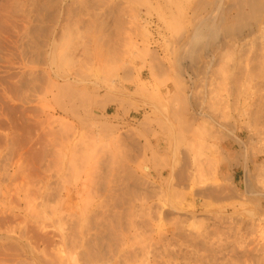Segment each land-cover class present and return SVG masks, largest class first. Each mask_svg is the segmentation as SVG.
Listing matches in <instances>:
<instances>
[{
    "label": "rangeland",
    "instance_id": "374dc122",
    "mask_svg": "<svg viewBox=\"0 0 264 264\" xmlns=\"http://www.w3.org/2000/svg\"><path fill=\"white\" fill-rule=\"evenodd\" d=\"M89 1L0 0V264H264V1L210 38L231 0Z\"/></svg>",
    "mask_w": 264,
    "mask_h": 264
},
{
    "label": "bare ground",
    "instance_id": "6f19581e",
    "mask_svg": "<svg viewBox=\"0 0 264 264\" xmlns=\"http://www.w3.org/2000/svg\"><path fill=\"white\" fill-rule=\"evenodd\" d=\"M46 1V0H45ZM49 1V0H48ZM58 1V0H57ZM83 1V0H82ZM89 1V0H88ZM221 1V0H220ZM232 2L229 4L230 6V10H231V8L232 9H234V11H235V15H233V16H230V18H228V16H227V18H223L222 20H221V22H219L220 23V26H216L215 25V18H214V15H216V14H212V16H213V18H211V19H209V20H205V24L206 23H210V25H209V27L207 28V27H205V28H207L206 30H207V32H208V37L210 38V35L211 36H213L214 34H216V33H222L223 35H239V34H241L244 30H246V29H248V28H251L253 25H257V24H259V21H261L262 19H261V16H260V14H261V1L260 0H231ZM262 1H264V0H262ZM30 2V1H29ZM33 2H36V1H33ZM89 2H91L92 3V1H89ZM113 2V1H112ZM208 2V1H207ZM230 2V1H229ZM48 3V2H47ZM209 3V2H208ZM219 3V2H218ZM35 4V3H34ZM37 4V3H36ZM45 4V3H44ZM43 4V6H45ZM119 4V3H118ZM117 4V5H118ZM94 5V4H93ZM96 5V4H95ZM205 5H208V4H204V6ZM219 5V4H218ZM42 6V5H41ZM80 6V5H79ZM123 6V5H122ZM121 5H120V7H122ZM201 6V5H200ZM203 6V7H204ZM228 6V5H227ZM226 6V7H227ZM130 7H132V6H130ZM205 7H207V6H205ZM210 7V6H209ZM219 7V6H218ZM226 7H224V8H226ZM228 7V8H229ZM40 8H42V7H40ZM46 8V7H45ZM48 8V7H47ZM56 8V7H55ZM217 8V7H216ZM58 9V8H57ZM64 9V8H63ZM87 9H89V8H87ZM94 9V8H93ZM99 9H101V8H99ZM202 9V8H201ZM200 9V10H201ZM47 10V9H46ZM118 10V9H117ZM126 10V9H125ZM205 10V9H204ZM226 10V9H225ZM14 11V10H13ZM38 11V10H37ZM124 11V10H123ZM128 11H130V9H128ZM132 11H134V10H132ZM193 11V10H192ZM202 11V10H201ZM215 11H217V10H215ZM17 12V11H16ZM43 12V11H42ZM94 12H96V11H94ZM103 12V11H102ZM119 12V11H118ZM125 12V11H124ZM182 12V11H181ZM15 13V12H14ZM13 13V14H14ZM54 13V12H53ZM56 13V12H55ZM54 13V14H55ZM80 13V12H79ZM93 13V12H92ZM214 13V12H213ZM21 14V13H20ZM78 14V13H77ZM123 14V13H122ZM132 14V13H131ZM222 14V13H221ZM36 15V14H35ZM60 15V14H59ZM68 15V14H67ZM103 15V14H102ZM118 15V14H117ZM227 15H228V13H227ZM17 16V15H16ZM39 16V15H38ZM45 16H47V15H45ZM65 16V15H64ZM75 16V15H74ZM100 16V15H99ZM120 16H121V14H120ZM124 16V15H123ZM137 16V15H136ZM36 17V16H35ZM43 17V16H42ZM82 17V16H81ZM84 17V16H83ZM85 17H86V15H85ZM102 17V16H101ZM55 18V17H54ZM68 18V17H67ZM80 18V17H79ZM100 18V17H99ZM197 18V17H196ZM221 18H222V16H221ZM71 19H72V17H71ZM80 19H82V18H80ZM86 19V18H85ZM97 19V18H96ZM199 19V18H198ZM215 19V20H214ZM220 19V18H219ZM21 20V19H20ZM38 20V19H37ZM64 20V19H63ZM93 20V19H92ZM102 20H104L103 18H102ZM106 20V19H105ZM120 20H122V19H120ZM27 21V20H26ZM48 21V20H47ZM52 21V20H51ZM197 21V20H196ZM44 22V21H43ZM85 23H86V21H84ZM96 22V21H95ZM98 22V21H97ZM96 22V23H97ZM34 23V22H33ZM88 23V22H87ZM100 23V22H99ZM108 23V22H107ZM117 23V22H116ZM121 23H124V22H121ZM201 23V22H200ZM261 23H262V21H261ZM28 24V23H27ZM36 24V23H35ZM54 24H55V22H54ZM105 24H106V21H105ZM91 25H93V24H91ZM126 25V24H125ZM27 26V25H26ZM73 26H74V24H73ZM73 26H70V27H73ZM89 26V25H88ZM104 26V25H103ZM115 26V25H114ZM53 27V26H52ZM97 27V26H96ZM111 27V26H110ZM131 27V26H130ZM66 28V27H65ZM76 28V27H75ZM84 28V27H83ZM88 28H91V26L90 27H88ZM108 28V27H107ZM115 28V27H114ZM118 28V27H117ZM178 28V27H177ZM201 28V27H200ZM200 28H198V29H196V32L194 33V35H193V37H192V41L191 42H188V44H187V46L186 47H184V49L183 50H185L186 52L185 53H187L188 55H195V53H197L198 51H199V45H202L201 43H200V40H201V38H200V34H199V32H200ZM24 29V28H23ZM33 29V28H32ZM36 29V28H35ZM72 29V28H71ZM70 29V30H71ZM86 29V28H85ZM98 29V28H97ZM113 29V28H112ZM174 29V28H173ZM61 30V29H60ZM69 30V31H70ZM76 30V29H75ZM89 30V29H88ZM103 30V29H102ZM113 30H115V29H113ZM121 30H123L122 28H121ZM251 30V29H250ZM83 31V30H82ZM116 31H119V30H116ZM144 31V30H143ZM252 31V30H251ZM262 31V30H261ZM27 32V31H26ZM90 32H91V30H90ZM98 32V31H97ZM107 32V31H106ZM202 32V31H201ZM206 32V33H207ZM88 33V32H87ZM110 33V32H109ZM116 33V32H115ZM173 33V32H172ZM31 34V33H30ZM61 34V33H60ZM90 34V33H89ZM210 34V35H209ZM213 34V35H212ZM251 34V33H250ZM33 35V34H32ZM110 35V34H109ZM117 35V34H116ZM262 35H264V33H262ZM97 36V35H96ZM173 36V35H172ZM207 36V35H206ZM80 37V36H79ZM113 37H114V34H113ZM118 37V36H117ZM178 37V36H177ZM214 37V36H213ZM31 38V37H30ZM32 38H33V36H32ZM116 38V37H115ZM202 38H203V36H202ZM205 38V37H204ZM56 39V38H55ZM81 39V38H80ZM123 39V38H122ZM125 39V38H124ZM218 39V38H217ZM54 40V39H53ZM59 40V39H58ZM85 40V39H84ZM88 40V39H87ZM100 40V39H99ZM117 40V39H116ZM178 40V39H177ZM256 40V39H255ZM70 41V40H69ZM79 41V40H78ZM125 41H127V40H125ZM179 41V40H178ZM199 41V42H198ZM85 42V41H84ZM130 42H131V40H130ZM207 42V41H206ZM22 43V42H21ZM20 43V44H21ZM91 43V42H90ZM217 43V42H216ZM258 43V42H257ZM44 44H45V42H44ZM57 44V43H56ZM60 44V43H59ZM64 44V43H63ZM40 45H42V44H40ZM46 45V44H45ZM76 45V44H75ZM147 45V44H146ZM204 45H206V44H204ZM34 46V45H33ZM54 46H56V45H54ZM77 46V45H76ZM98 46V45H97ZM109 46V45H108ZM42 47H44V46H42ZM57 47V46H56ZM126 47V46H125ZM147 47V46H146ZM199 47V48H198ZM227 47V46H226ZM225 47V48H226ZM233 47V46H232ZM94 48V47H93ZM121 48V47H120ZM202 48V47H201ZM225 48H224V50H225ZM256 48V47H255ZM14 49H15V47H14ZM38 49V48H37ZM60 49V48H59ZM96 49V48H95ZM203 49V48H202ZM261 49V48H260ZM88 50V49H87ZM167 50V49H166ZM100 51V50H99ZM105 51V50H104ZM200 51H201V49H200ZM21 52V51H20ZM64 52V51H63ZM95 52V51H94ZM103 52V51H102ZM107 52V51H106ZM113 52V51H112ZM22 53V52H21ZM76 53V52H75ZM108 53V52H107ZM114 53V52H113ZM32 54V53H31ZM100 54V53H99ZM103 54V53H102ZM101 54V55H102ZM228 53H226V55H227ZM48 55V54H47ZM55 55V54H54ZM64 55V54H63ZM105 55V54H104ZM113 55V54H112ZM138 55V54H137ZM142 55V54H141ZM183 55H184V52H183ZM239 55V54H238ZM256 55V54H255ZM53 56V55H52ZM88 56V55H87ZM110 56V55H109ZM135 56H136V54H135ZM228 56V55H227ZM260 56V55H259ZM18 57H20V56H18ZM39 57V56H38ZM69 56H67V58H68ZM100 57V56H99ZM104 57V56H103ZM190 57V56H189ZM252 57V56H251ZM21 58V57H20ZM58 58V57H57ZM61 58V57H60ZM144 58V57H143ZM30 59V58H29ZM38 59V58H37ZM55 59V58H54ZM65 59H66V57H65ZM75 59H77V58H75ZM73 60V59H72ZM77 60H79V59H77ZM156 60V59H155ZM255 60V59H254ZM54 61V60H53ZM66 61V60H65ZM157 61V60H156ZM201 61V60H200ZM260 61V60H259ZM36 62V61H35ZM60 62V61H59ZM80 62V61H79ZM103 62V61H102ZM67 63V62H66ZM31 64V63H30ZM41 64V63H40ZM105 64H106V62H105ZM202 64V63H201ZM62 65V64H61ZM107 65V64H106ZM204 65V64H203ZM253 65V64H252ZM33 66V65H32ZM45 67V66H44ZM71 67V66H70ZM77 67H78V65H77ZM84 68V67H83ZM160 68V67H159ZM162 68V67H161ZM164 68V67H163ZM240 68V67H239ZM152 69V68H151ZM199 69V68H198ZM72 70V69H71ZM95 70H96V68H95ZM94 70V71H95ZM108 70V69H107ZM120 70V69H119ZM127 70V69H126ZM152 70H154V69H152ZM151 70V71H152ZM68 71V70H67ZM77 71H79V70H77ZM101 71V70H100ZM123 71V70H122ZM217 71V70H216ZM74 72V71H73ZM80 72H82L81 70H80ZM86 72H87V70H86ZM112 72V71H111ZM124 72V71H123ZM160 72V71H159ZM242 72V71H241ZM249 72V71H248ZM25 73V72H24ZM68 73H69V71H68ZM96 73H97V71H96ZM124 73H126V72H124ZM129 73V72H128ZM153 73V72H152ZM217 73V72H216ZM224 73V72H223ZM226 73H227V71H226ZM255 73H256V71H255ZM33 74V73H32ZM44 74V73H43ZM70 74V73H69ZM84 74V73H83ZM91 74V73H90ZM219 74V73H218ZM253 74V73H252ZM257 74V73H256ZM73 75V74H72ZM224 75V74H223ZM241 75V74H240ZM251 75V74H250ZM31 76V75H30ZM74 76H75V72H74ZM73 76V77H74ZM98 76V75H97ZM101 76V75H100ZM217 76V75H216ZM82 77H83V75H82ZM81 77V78H82ZM86 77V76H85ZM84 77V78H85ZM107 77V76H106ZM125 77H127V76H125ZM124 77V78H125ZM212 77V76H211ZM242 77V76H241ZM32 77H30V79H31ZM62 78V77H61ZM87 78V77H86ZM105 78V77H104ZM107 78H109V77H107ZM118 78V77H117ZM163 78V77H162ZM193 78H195V77H193ZM238 78V77H237ZM246 78V77H245ZM43 79V78H42ZM121 79V78H120ZM223 79V78H222ZM226 79H228V78H225V80ZM249 79V78H248ZM261 79V78H260ZM28 80H29V78H28ZM35 80H36V78H35ZM40 80V79H39ZM45 80V79H44ZM44 80H42V81H44ZM105 80V79H104ZM124 80V79H123ZM157 80V79H156ZM31 81V80H30ZM103 81V80H102ZM108 81V80H107ZM158 81V80H157ZM214 81V80H213ZM224 81V80H223ZM239 81V80H238ZM32 82V81H31ZM37 82V81H36ZM211 82V81H210ZM219 82V81H218ZM222 82V81H221ZM244 82V81H243ZM21 83V82H20ZM25 83V82H24ZM46 83V82H45ZM66 83V82H65ZM105 83V82H104ZM157 83V82H156ZM161 83H163V82H161ZM207 83H208V81H207ZM229 83V82H228ZM28 84V83H27ZM32 84H33V82H32ZM54 84V83H53ZM64 84V83H63ZM114 84V83H113ZM239 84H240V81H239ZM60 85V84H59ZM146 85V84H145ZM176 85H178V84H176ZM234 85V84H233ZM27 86H29V84L27 85ZM140 86H142V85H140ZM140 86H137L138 88L140 87ZM205 86V85H204ZM52 87H54L53 85H52ZM66 87H67V83H66ZM105 87V86H104ZM109 87V86H108ZM136 87V88H137ZM149 87V86H148ZM152 87V86H151ZM174 87V86H173ZM217 87V86H216ZM225 87V86H224ZM39 88V87H38ZM61 88V87H60ZM97 88V87H96ZM111 88V87H110ZM113 88H116V87H113ZM119 88V87H118ZM175 88V87H174ZM221 88V87H220ZM243 88V87H242ZM53 89V88H52ZM63 89V88H62ZM73 89H75V88H73ZM79 89V88H78ZM95 89V88H94ZM108 89V88H107ZM182 90H183V87L181 88ZM186 89H187V87H186ZM36 90V89H35ZM47 90V89H46ZM51 90V89H50ZM116 90H119V89H116ZM174 90V89H173ZM216 90V89H215ZM244 90V89H243ZM30 91V90H29ZM37 91H39V90H37ZM72 91H74V90H72ZM72 91H71V93H72ZM97 91V90H96ZM142 91V90H141ZM154 91H155V89H154ZM157 91V90H156ZM167 91V90H166ZM174 91H176V90H174ZM41 92V91H40ZM51 92V91H50ZM70 92V91H69ZM77 92V91H76ZM138 92V91H137ZM144 92V91H143ZM179 92V91H178ZM178 92H177V95H178ZM196 92V91H195ZM222 92V91H221ZM255 92V91H254ZM20 93V92H19ZM47 93H48V91H47ZM56 93H57V91H56ZM66 93V92H65ZM79 93V92H78ZM141 93V92H140ZM148 93V92H147ZM151 93V92H150ZM218 93V92H217ZM36 94V93H35ZM40 94V93H39ZM46 94V93H45ZM82 94H84V93H82ZM92 94V93H91ZM132 94V93H131ZM165 94H167V92L165 93ZM173 94V93H172ZM18 95V94H17ZM64 95V93L62 94V96ZM69 95V94H68ZM79 95V94H78ZM104 95H105V93H104ZM150 95V94H149ZM155 95V94H154ZM179 95H181V93H179ZM218 95V94H217ZM23 96V95H22ZM27 96V95H26ZM82 96V95H81ZM92 96V95H91ZM106 96V95H105ZM104 96V98H103V101H105L106 102V97ZM183 96V95H182ZM221 96V95H220ZM242 96V95H241ZM31 97V96H30ZM68 97V96H67ZM85 97V96H84ZM87 97V96H86ZM114 97H116V96H114ZM123 97V96H122ZM157 97V96H156ZM172 97V96H171ZM51 99H53V97L51 96L50 97ZM58 98V97H57ZM63 98V97H62ZM110 98V101H111V99H113V97L112 96H108V98H107V100ZM120 98V97H119ZM173 98H174V96H173ZM180 98V97H179ZM178 98V99H179ZM70 99V98H69ZM68 99V100H69ZM105 99V100H104ZM117 99H118V97H117ZM175 99V98H174ZM173 99V100H174ZM181 99H183V98H181ZM26 100V99H25ZM72 100V99H71ZM116 100V99H115ZM115 100H113V101H115ZM125 99H123V100H121V102L122 103H125V101H124ZM167 100V99H166ZM171 100V99H170ZM173 100H172V102H173ZM176 100V99H175ZM235 100V99H234ZM52 101V100H51ZM61 101V100H60ZM94 101V100H93ZM113 101H111V102H109V103H112ZM118 101H120V100H118ZM181 101V100H180ZM59 102V101H58ZM68 102V101H67ZM66 102V103H67ZM90 102V101H89ZM92 102V101H91ZM96 102V101H95ZM171 102V103H172ZM238 102V101H237ZM26 103V102H25ZM52 103H53V101H52ZM71 103V102H70ZM122 103H120L121 105H122ZM155 103V102H154ZM181 103V102H180ZM218 103V102H217ZM28 104V103H27ZM60 104H62V103H60ZM59 103H58V105H60ZM79 104V103H78ZM89 104V103H88ZM94 104V103H93ZM129 104V103H128ZM177 104H178V102H177ZM233 104V103H232ZM238 104V103H237ZM246 104V103H245ZM55 105V104H54ZM90 105V104H89ZM125 105H126V103H125ZM144 105V104H143ZM181 105H183V104H181ZM46 106V105H45ZM44 106V107H45ZM72 106V105H71ZM88 106V105H87ZM145 106V105H144ZM150 106V105H149ZM242 106V105H241ZM55 107H56V105H55ZM58 107V106H57ZM60 107V106H59ZM121 107V106H120ZM179 107V106H178ZM177 107V108H178ZM209 107V106H208ZM233 107H234V105H233ZM42 108V107H41ZM71 108V107H70ZM140 108V107H139ZM176 108V109H177ZM240 108V107H239ZM60 109V108H59ZM80 109V108H79ZM87 109V108H86ZM170 109V108H169ZM179 109V108H178ZM181 109V108H180ZM179 109V110H180ZM219 109V108H218ZM224 109V108H223ZM237 109V108H236ZM235 109V110H236ZM46 110H48V109H46ZM62 110V109H61ZM70 110V109H69ZM82 110H83V108H82ZM126 110V109H125ZM124 110V108H123V111H125ZM175 110V109H174ZM173 110V111H174ZM209 110V109H208ZM214 110V109H213ZM248 110V109H247ZM246 110V111H247ZM156 111V110H155ZM162 111V110H161ZM165 111V110H164ZM177 111V110H176ZM181 111V110H180ZM215 111V110H214ZM219 111V110H218ZM221 111V110H220ZM70 112H71V110H70ZM75 112V111H74ZM172 112V111H171ZM212 112V111H211ZM217 112V111H216ZM222 112V111H221ZM243 112V111H242ZM190 113V112H189ZM116 114V113H115ZM139 114V113H138ZM174 114H176V113H174ZM180 114V113H179ZM183 114V113H182ZM244 114H245V111H244ZM250 114V113H249ZM78 115V114H77ZM170 115V114H169ZM177 115V114H176ZM175 116V115H174ZM174 116H172V117H174ZM213 116V115H212ZM242 116V115H241ZM259 116V115H258ZM45 117V116H44ZM53 117V116H52ZM74 117V116H73ZM97 117V116H96ZM116 117V116H115ZM170 117V116H169ZM183 117V116H182ZM216 117V116H215ZM223 117V116H222ZM243 117H245V116H243ZM242 117V118H243ZM75 118V117H74ZM79 118V117H78ZM100 118V117H99ZM118 118V117H117ZM175 118V117H174ZM193 118V117H192ZM199 118V117H198ZM96 119V118H95ZM145 119V118H144ZM39 120H41V119H39ZM43 120V119H42ZM54 120V119H53ZM77 120V119H76ZM97 120V119H96ZM172 120H174L173 118H172ZM178 120V119H177ZM189 121H190V119H188ZM193 120V119H192ZM196 120V119H195ZM243 120V119H242ZM117 121V120H116ZM223 121V120H222ZM247 121V120H246ZM54 122V121H53ZM62 122V121H61ZM96 122V121H95ZM165 122V121H164ZM174 122H175V120H174ZM207 122V121H206ZM219 122V121H218ZM50 123V122H49ZM65 123V122H64ZM139 123V122H138ZM185 123V122H184ZM194 123V122H193ZM196 123V122H195ZM221 123V122H220ZM243 123H245V122H243ZM248 123V122H247ZM43 124H44V122H43ZM48 124V123H47ZM51 124V123H50ZM56 124V123H55ZM105 124V123H104ZM103 124V125H104ZM178 124H180L181 125V123H177V127H178ZM202 124V123H201ZM218 124V123H217ZM46 125V124H45ZM67 125V124H66ZM94 125V124H93ZM141 125V124H140ZM139 125V126H140ZM168 125V124H167ZM179 125V126H180ZM183 125H185V124H182V127H184ZM192 125V124H191ZM208 125V124H207ZM247 125V124H246ZM254 125V124H253ZM52 126H54L53 124H52ZM174 126H176V125H174ZM202 126V125H201ZM249 126V125H248ZM62 127H64V126H62ZM69 127H70V125H69ZM83 127V126H82ZM101 127V125L98 127L99 128V130L102 132V127ZM105 127V126H104ZM106 127H108V125L106 126ZM103 128V130L105 129H108L109 127L111 128V127H113V125L111 126H109L108 128ZM117 128V126H114V129H116ZM203 127V126H202ZM246 127V126H245ZM42 128V127H41ZM48 128V127H47ZM58 128V127H57ZM65 128V127H64ZM166 128V127H165ZM176 128V127H175ZM181 128V127H180ZM179 128V129H180ZM185 128V127H184ZM187 128V127H186ZM189 128V127H188ZM193 128V127H192ZM200 128V127H199ZM246 128H249V127H246ZM245 128V129H246ZM254 128V127H253ZM50 129V128H49ZM67 129V128H66ZM82 129V128H81ZM96 129V128H95ZM111 129H113V128H111ZM114 129H113V131H114ZM142 129V128H141ZM202 128H200V130H201ZM206 129V128H205ZM243 129V128H242ZM47 130V129H46ZM182 130H184V129H181V130H178V131H182ZM187 130V129H186ZM186 130H184V131H186ZM194 130V129H193ZM207 130V129H206ZM51 131V130H50ZM53 131V130H52ZM55 131V130H54ZM60 131H62V130H60ZM66 131V130H65ZM96 131V130H95ZM107 131H110V129L109 130H106V134H108L107 133ZM116 131V130H115ZM136 131V130H135ZM165 132H166V134H170V129L167 127L166 128V130H164ZM190 131H191V129H190ZM205 131V130H204ZM208 131V130H207ZM70 132V131H69ZM82 132V131H81ZM98 132V131H97ZM104 132V131H103ZM111 132V131H110ZM196 132V131H195ZM199 132V131H198ZM219 132V131H218ZM256 132V131H255ZM58 133V132H57ZM66 133V132H65ZM96 133V132H95ZM105 133V132H104ZM137 133H138V131H137ZM177 133V132H176ZM175 133V134H176ZM179 134L178 135H176L175 137H177L178 138V136H180L181 134H180V132H178ZM186 133V132H185ZM184 133V134H185ZM192 133V132H191ZM207 133V132H206ZM56 134V133H55ZM62 134H64V133H62ZM61 134V135H62ZM74 134V133H73ZM80 134V133H79ZM102 134V133H101ZM138 134H140V133H138ZM184 134H182L181 135V137H183V135ZM196 134V133H195ZM210 134V133H209ZM216 133H214V135H215ZM58 135V134H57ZM109 135V134H108ZM111 135V134H110ZM121 135V134H120ZM191 135H193V134H191ZM200 135H202V136H204L203 134H200ZM212 135V134H211ZM220 135V134H219ZM59 136V135H58ZM75 136V135H74ZM92 136V135H91ZM90 136V137H91ZM142 136V135H141ZM140 136V137H141ZM164 136V135H163ZM189 136V135H188ZM199 136V135H198ZM198 136H197V138H198ZM81 137V136H80ZM118 137V136H117ZM120 137V136H119ZM166 137V136H165ZM193 137V136H192ZM205 137V136H204ZM218 138H219V136H217ZM65 138H67V137H65ZM142 138V137H141ZM194 138H196L195 136H194ZM217 138V139H218ZM179 139V138H178ZM182 139V138H181ZM201 139V138H200ZM216 139V140H217ZM45 140V139H44ZM87 140V139H86ZM221 140V139H220ZM55 141V140H54ZM67 141V140H66ZM81 141V140H80ZM99 141V140H98ZM175 141V140H174ZM173 141V142H174ZM180 141V140H179ZM183 140H181V142H182ZM188 141V140H187ZM201 141V140H200ZM181 142H176L177 143V145H179V143L181 144ZM193 142H195V141H193ZM198 142V141H197ZM47 143H48V141H47ZM55 143V142H54ZM94 143V142H93ZM104 143V142H103ZM199 143V142H198ZM205 143V142H204ZM29 144V143H28ZM102 144V143H101ZM112 144V143H111ZM125 144V143H124ZM48 145V144H47ZM53 145V144H52ZM74 145V144H73ZM83 145V144H82ZM116 145H118V144H116ZM123 145V144H122ZM197 145V144H196ZM202 145V144H201ZM89 146V145H88ZM125 146V145H124ZM148 146V145H147ZM189 146V145H188ZM76 147V146H75ZM85 147V146H84ZM91 147V146H90ZM190 147V146H189ZM220 147V146H219ZM250 147V146H249ZM116 148V147H115ZM173 148H174V146H173ZM185 148H186V146H185ZM192 148H194V147H192ZM203 148V147H202ZM216 148V147H215ZM214 148V149H215ZM75 149V148H74ZM73 149V150H74ZM86 149V148H85ZM148 149V148H147ZM146 149V150H147ZM207 149V148H206ZM205 149V150H206ZM211 149V148H210ZM213 149V150H214ZM78 150H79V148H78ZM124 150V149H123ZM261 150V149H260ZM83 151V150H82ZM88 151H89V149H88ZM93 151V150H92ZM91 151V152H92ZM196 151V150H195ZM199 151V150H198ZM247 151V150H246ZM206 152V151H205ZM245 152V151H244ZM105 153V152H104ZM194 153V152H193ZM210 153V152H209ZM255 153H256V150H255ZM258 153H260V152H258ZM77 154H78V152H77ZM81 154H82V152H81ZM102 154V153H101ZM197 154H199V153H197ZM213 154V153H212ZM72 155V154H71ZM86 155H87V153H86ZM95 155H96V153H95ZM173 155V154H172ZM196 155V154H195ZM219 155V154H218ZM75 156V155H74ZM80 156V155H79ZM94 156V154L91 156V157H93ZM237 156V155H236ZM72 157V156H71ZM78 157V156H77ZM77 157H76V159H77ZM84 157V156H83ZM96 157H97V155H96ZM214 157V156H213ZM219 157V156H218ZM87 158H89L88 156H87ZM86 158V159H87ZM103 158V157H102ZM101 158V159H102ZM141 158V157H140ZM139 158V159H140ZM162 158V157H161ZM210 158V157H209ZM81 159V158H80ZM85 159V158H84ZM111 159V158H110ZM219 159V158H218ZM217 159V160H218ZM71 160V159H70ZM78 160V159H77ZM88 160V159H87ZM90 160V159H89ZM94 160V159H93ZM112 160V159H111ZM141 160H143L142 158H141ZM163 160H164V157H163ZM208 160V159H207ZM138 161H140V160H138ZM146 161V160H145ZM160 161V160H159ZM165 161V160H164ZM206 161V160H205ZM212 161H214V160H212ZM71 162V161H70ZM73 162V161H72ZM83 162V161H82ZM82 162H80V164L82 163ZM101 162V161H100ZM106 162V161H105ZM223 162V161H222ZM262 162H264V161H262ZM68 163V162H67ZM75 163V162H74ZM102 163H103V161H102ZM111 163V162H110ZM167 163V162H166ZM201 163H203V162H201ZM219 163H221L220 161H219ZM100 164V163H99ZM67 165V164H66ZM72 165H73V163H72ZM79 165V164H78ZM83 165V164H82ZM81 165V166H82ZM187 165V164H186ZM56 166V165H55ZM77 166V165H76ZM80 166V165H79ZM105 166V165H104ZM107 166V165H106ZM109 166H110V164H109ZM108 166V167H109ZM116 166H118V165H116ZM208 166V165H207ZM215 166V165H214ZM111 167V166H110ZM144 168V167H143ZM159 168V167H158ZM198 168H200V167H198ZM227 168V167H226ZM67 169V168H66ZM71 169V168H70ZM102 169V168H101ZM116 169H117V167H116ZM177 169V168H176ZM187 169V168H186ZM206 169V168H205ZM208 169H210V168H208ZM255 169V168H254ZM262 169H264V168H262ZM95 170V169H94ZM138 170V169H137ZM143 170V169H142ZM154 170V169H153ZM157 171V170H156ZM182 171V170H181ZM178 172H179V170H178ZM177 172V173H178ZM183 172V171H182ZM181 172V173H182ZM187 172V171H186ZM200 172H201V170H200ZM209 171H207V173H208ZM145 173V172H144ZM175 173V172H174ZM173 173V174H174ZM180 173V174H181ZM204 173H206V172H204ZM160 174V173H159ZM179 174V173H178ZM178 174H177V177H178ZM179 174V175H180ZM189 174V173H188ZM209 174V173H208ZM250 174V173H249ZM107 176V175H106ZM182 176V175H181ZM181 176H179L180 177V179H182L181 178ZM183 176H184V174H183ZM186 176V175H185ZM184 176V177H185ZM189 176V175H188ZM188 176H187V178H188ZM203 176V175H202ZM218 176V175H217ZM140 177V176H139ZM178 177V178H179ZM183 177V178H184ZM210 177V176H209ZM215 177V176H214ZM141 178V177H140ZM202 178H204V177H202ZM201 178V179H202ZM218 178V177H217ZM261 178H262V176H261ZM179 179V180H180ZM210 179V178H209ZM215 179V178H214ZM121 180V179H120ZM262 180V179H261ZM139 181V180H138ZM184 181V180H183ZM189 181H191V180H189ZM201 182L203 181V180H200ZM205 181V180H204ZM203 181V184L205 183ZM212 181V180H211ZM65 182V181H64ZM121 182H122V180H121ZM182 182V181H181ZM213 182V181H212ZM217 182V181H216ZM262 182H264V181H262ZM165 183V182H164ZM178 183V182H177ZM259 183V182H258ZM179 184V183H178ZM200 184V183H199ZM54 185V184H53ZM62 185V184H61ZM69 185V184H68ZM127 185V184H126ZM146 185H147V183H146ZM205 185H207V184H205ZM210 185H212V184H210ZM215 185V184H214ZM218 185V184H217ZM220 185H221V183H220ZM262 185H264V184H262ZM118 186H120V185H118ZM124 186V185H123ZM179 186V185H178ZM177 186V187H178ZM209 186V184L207 185V192H208V187ZM219 186V185H218ZM217 186V187H218ZM223 186V185H222ZM257 186V185H256ZM146 187V186H145ZM194 187V186H193ZM201 187V186H200ZM204 187H206V186H204ZM204 187H203V189H204ZM211 187V186H210ZM221 187V186H220ZM225 186H223V187H221V188H223V189H226V188H224ZM228 187V186H227ZM259 187V186H258ZM53 188V187H52ZM126 188V187H125ZM190 188V187H189ZM202 188V187H201ZM215 188V187H214ZM228 188H231V187H228ZM262 188H264V187H262ZM262 188H261V190H262ZM51 189V188H50ZM194 189V188H193ZM210 189H212V188H210ZM216 189H218V188H216ZM146 190V189H145ZM215 190V189H214ZM220 190V191H219ZM227 190V189H226ZM229 190V189H228ZM227 190V191H228ZM58 191V190H57ZM121 191V190H120ZM148 191H149V189H148ZM155 191V190H154ZM178 192H179V190H177ZM191 191V190H190ZM215 191L218 193V195H217V193H215ZM215 191H210L209 190V193H208V195H217V196H219L220 197V193L219 192H222V194H223V191H221V189H218V191L217 190H215ZM225 191V190H224ZM227 191H225V194H227L226 192ZM132 192V191H131ZM135 192H136V190H135ZM59 193H60V191H59ZM116 193V192H115ZM203 193V194H202ZM204 193L205 192H203V190L201 191V194L202 195H204ZM56 194H58V193H56ZM112 194V193H111ZM183 193H181L180 195H182ZM186 194V193H185ZM200 194V195H201ZM206 194V196H207V193H205ZM222 194H221V196H222ZM228 194L229 195H235L236 196V194H237V191L234 189V188H231L230 190H229V192H228ZM50 195V194H49ZM190 195V194H189ZM58 196V195H57ZM115 196H117L116 194H115ZM160 196V195H159ZM158 196V197H159ZM56 196H54V198H55ZM59 197V196H58ZM122 197V196H121ZM135 197V196H134ZM175 197V196H174ZM177 197V196H176ZM200 197V196H199ZM202 197V196H201ZM218 197V198H219ZM51 198V197H50ZM61 198H63V197H61ZM210 198V197H209ZM209 198H207L208 200H209ZM145 199V198H144ZM159 199V198H158ZM179 199H181V198H179ZM204 199V198H203ZM215 199V198H214ZM240 199H242V198H240ZM249 199V198H248ZM140 200V199H139ZM142 200V199H141ZM182 200V199H181ZM180 200V201H181ZM212 200H213V198H212ZM220 201H222L221 200V198L219 199ZM219 200H217V202L219 201ZM105 201V200H104ZM178 201V200H177ZM144 202V201H143ZM176 202V201H175ZM179 202V201H178ZM254 202V201H253ZM252 202V203H253ZM206 203V202H205ZM220 203V202H219ZM102 204V203H101ZM140 204V203H139ZM177 204V203H176ZM180 204V203H179ZM187 204V203H186ZM189 204V203H188ZM213 204H215V203H213ZM53 205H55V204H53ZM57 205V204H56ZM120 205V204H119ZM218 205V204H217ZM220 205V204H219ZM47 206H49V205H47ZM111 206V205H110ZM189 206V205H188ZM104 207H105V205H104ZM111 207H113V206H111ZM207 207V206H206ZM209 208V207H208ZM133 209V208H132ZM202 209V208H201ZM108 210V209H107ZM143 210V209H142ZM145 210V209H144ZM185 210V209H184ZM204 210H205V208H204ZM117 211V210H116ZM121 211V210H120ZM168 211V210H167ZM51 212H53V211H51ZM109 212V211H108ZM147 212H150V211H147ZM141 213V212H140ZM65 214V213H64ZM74 214V213H73ZM136 214V213H135ZM150 214V213H149ZM79 215V214H78ZM140 216H141V214H139ZM201 215V214H200ZM147 216H149L148 214H147ZM214 216V215H213ZM135 217V216H134ZM54 218V217H53ZM178 218V217H177ZM179 218H181V217H179ZM110 219V218H109ZM188 219V218H187ZM186 219V220H187ZM201 219V218H200ZM112 221V220H111ZM177 221V220H176ZM218 221H220L219 219H218ZM226 222V221H225ZM234 222V221H233ZM85 222H83V224H84ZM88 223V222H87ZM109 223V222H108ZM220 223V222H219ZM230 223V222H229ZM128 224V223H127ZM131 224V223H130ZM85 225V224H84ZM162 225V224H161ZM178 225V224H177ZM182 225V224H181ZM256 225V224H255ZM112 226V225H111ZM180 226V225H179ZM225 226V225H224ZM86 227V226H85ZM91 227V226H90ZM124 227H125V225H124ZM138 227V226H137ZM119 228V227H118ZM199 228V227H198ZM206 228V227H205ZM130 229V228H129ZM181 229H183V228H181ZM218 229V228H217ZM84 230V229H83ZM125 230H126V228H125ZM137 230V229H136ZM139 230V229H138ZM191 230V229H190ZM100 231V230H99ZM143 231V230H142ZM149 231V230H148ZM180 231V230H179ZM219 231V230H218ZM109 232V231H108ZM147 232V231H146ZM191 232H192V230H191ZM221 232V231H220ZM143 233V232H142ZM151 233V232H150ZM186 233V232H185ZM200 233V232H199ZM259 233V232H258ZM261 233V232H260ZM111 234V233H110ZM184 234V233H183ZM21 235V234H20ZM112 235V234H111ZM114 235V234H113ZM133 235V234H132ZM143 235V234H142ZM179 235V234H178ZM262 235V234H261ZM116 236V235H115ZM239 236V235H238ZM137 238V237H136ZM141 238V237H140ZM158 238V237H157ZM211 238V237H210ZM228 238V237H227ZM256 238V237H255ZM262 238H264V237H262ZM190 239V238H189ZM221 239V238H220ZM225 239V238H224ZM6 240V239H5ZM85 240V239H84ZM133 240H135V238L133 239ZM140 240V239H139ZM255 240V239H254ZM136 241V240H135ZM153 241V240H152ZM226 241V240H225ZM236 241V240H235ZM256 241V240H255ZM138 242H140V241H138ZM241 242V241H240ZM130 243V242H129ZM186 243V242H185ZM252 243V242H251ZM137 244V243H136ZM135 244V245H136ZM257 244V243H256ZM3 245V244H2ZM108 245V244H107ZM221 245H223V244H221ZM231 245V244H230ZM242 245V244H241ZM255 245V244H254ZM262 245H264V244H262ZM120 246H122V245H120ZM206 246V245H205ZM257 246V245H256ZM125 247V246H124ZM224 247V246H223ZM254 247V246H253ZM246 248V247H245ZM249 248V247H248ZM260 248H261V246H260ZM123 249V248H122ZM166 249V248H165ZM237 249H239V248H237ZM241 249V248H240ZM250 250V249H249ZM168 251V250H167ZM211 251V250H210ZM253 251V250H252ZM105 252V251H104ZM213 252H215V251H213ZM244 252V251H243ZM248 252V251H247ZM251 252V251H250ZM85 253V252H84ZM115 253V252H114ZM225 253V252H224ZM109 254V253H108ZM124 254V253H123ZM7 255V254H6ZM16 255V254H15ZM72 255V254H71ZM202 255V254H201ZM148 256H149V253H148ZM163 256V255H162ZM231 256V255H230ZM164 257V256H163ZM201 257V256H200ZM251 257V256H250ZM71 258V257H70ZM88 258V257H87ZM112 258V257H111ZM145 258H147V257H145ZM205 258V257H204ZM245 258V257H244ZM74 259V258H73ZM118 259V258H117ZM123 259V258H122ZM134 260V259H133ZM250 261V260H249ZM197 262V261H196ZM195 262V263H196ZM205 262H206V260H205ZM95 263V262H94ZM23 264V263H22ZM109 264V263H108ZM205 264V263H204ZM242 264V263H241Z\"/></svg>",
    "mask_w": 264,
    "mask_h": 264
}]
</instances>
